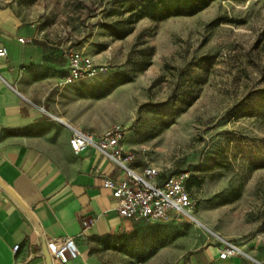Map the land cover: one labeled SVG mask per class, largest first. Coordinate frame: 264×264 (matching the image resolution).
<instances>
[{
	"label": "rangeland",
	"instance_id": "374dc122",
	"mask_svg": "<svg viewBox=\"0 0 264 264\" xmlns=\"http://www.w3.org/2000/svg\"><path fill=\"white\" fill-rule=\"evenodd\" d=\"M115 1L0 0L61 61L84 50L106 63L94 79L55 84L47 100L65 88L95 97L114 74L132 75L110 108L134 165L188 175L192 215L112 235L107 263L264 264V0H214L192 16L143 18L122 38L101 27L118 19L107 15ZM226 242L242 253L220 259Z\"/></svg>",
	"mask_w": 264,
	"mask_h": 264
},
{
	"label": "crops",
	"instance_id": "0c3cea01",
	"mask_svg": "<svg viewBox=\"0 0 264 264\" xmlns=\"http://www.w3.org/2000/svg\"><path fill=\"white\" fill-rule=\"evenodd\" d=\"M12 17L0 9V47L8 51L0 57V264H46L43 245L63 236L80 251L66 264H109L104 245L135 222L113 210L102 180L123 173L96 149L76 154L69 139L73 128L99 134L114 124L110 101L129 82L102 97L65 88L47 100L66 59Z\"/></svg>",
	"mask_w": 264,
	"mask_h": 264
},
{
	"label": "built area",
	"instance_id": "2783aa9c",
	"mask_svg": "<svg viewBox=\"0 0 264 264\" xmlns=\"http://www.w3.org/2000/svg\"><path fill=\"white\" fill-rule=\"evenodd\" d=\"M24 42L23 38L18 39ZM7 48L0 47V57L6 56ZM67 69L59 85L67 86L94 79L107 71L105 64L96 63L84 50L72 51L66 56ZM125 127L114 123L99 134L73 128L69 139L71 149L81 153L88 147L96 149L122 171V177L104 176L102 187L113 199V210L132 222L178 219L191 216L194 201L187 188V173H162L151 165L135 166V155L124 146ZM90 221H83V230ZM18 244L14 246L17 250ZM46 249L52 261L60 264L80 255L78 245L72 236L51 238L46 241ZM238 246L226 242L220 248L218 257L230 259L240 254Z\"/></svg>",
	"mask_w": 264,
	"mask_h": 264
},
{
	"label": "trees",
	"instance_id": "16d2710c",
	"mask_svg": "<svg viewBox=\"0 0 264 264\" xmlns=\"http://www.w3.org/2000/svg\"><path fill=\"white\" fill-rule=\"evenodd\" d=\"M214 0H116L115 4L107 10V15L117 16L110 22L101 23V27L115 38H122L133 29V24L140 19L148 18L152 21H164L171 17L192 16L209 6ZM106 10V9H103ZM132 75L116 73L111 81L103 88L102 93L95 97H102L116 87L131 82ZM189 179L186 180L187 188ZM189 190V188H188ZM190 192V191H189Z\"/></svg>",
	"mask_w": 264,
	"mask_h": 264
},
{
	"label": "water",
	"instance_id": "95a60500",
	"mask_svg": "<svg viewBox=\"0 0 264 264\" xmlns=\"http://www.w3.org/2000/svg\"><path fill=\"white\" fill-rule=\"evenodd\" d=\"M42 253H43V256L45 257L46 264H53L52 258L46 249V245H43V252Z\"/></svg>",
	"mask_w": 264,
	"mask_h": 264
},
{
	"label": "bare ground",
	"instance_id": "6f19581e",
	"mask_svg": "<svg viewBox=\"0 0 264 264\" xmlns=\"http://www.w3.org/2000/svg\"><path fill=\"white\" fill-rule=\"evenodd\" d=\"M193 220L195 221V218H193ZM198 222V220H196ZM239 250L241 251L242 253V250L239 248ZM54 264H60V262L58 261V259L56 257H54Z\"/></svg>",
	"mask_w": 264,
	"mask_h": 264
}]
</instances>
